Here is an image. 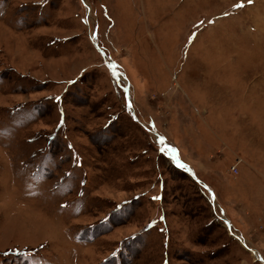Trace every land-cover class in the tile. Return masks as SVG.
I'll return each mask as SVG.
<instances>
[{
	"label": "rangeland",
	"instance_id": "obj_1",
	"mask_svg": "<svg viewBox=\"0 0 264 264\" xmlns=\"http://www.w3.org/2000/svg\"><path fill=\"white\" fill-rule=\"evenodd\" d=\"M0 264H264V0H0Z\"/></svg>",
	"mask_w": 264,
	"mask_h": 264
},
{
	"label": "snow or ice",
	"instance_id": "obj_2",
	"mask_svg": "<svg viewBox=\"0 0 264 264\" xmlns=\"http://www.w3.org/2000/svg\"><path fill=\"white\" fill-rule=\"evenodd\" d=\"M248 3L251 4L252 3V0H248Z\"/></svg>",
	"mask_w": 264,
	"mask_h": 264
}]
</instances>
